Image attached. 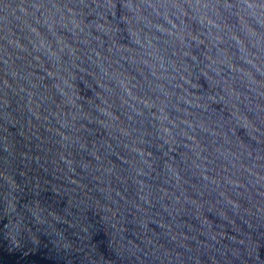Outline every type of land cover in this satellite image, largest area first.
Masks as SVG:
<instances>
[{
	"label": "water",
	"instance_id": "water-1",
	"mask_svg": "<svg viewBox=\"0 0 264 264\" xmlns=\"http://www.w3.org/2000/svg\"><path fill=\"white\" fill-rule=\"evenodd\" d=\"M0 264H264V0H0Z\"/></svg>",
	"mask_w": 264,
	"mask_h": 264
}]
</instances>
